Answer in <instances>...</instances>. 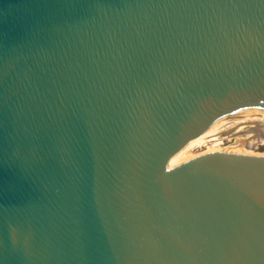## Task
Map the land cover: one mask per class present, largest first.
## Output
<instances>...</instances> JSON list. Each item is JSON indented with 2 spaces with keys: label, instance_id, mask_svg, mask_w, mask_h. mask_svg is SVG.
I'll use <instances>...</instances> for the list:
<instances>
[{
  "label": "water",
  "instance_id": "water-1",
  "mask_svg": "<svg viewBox=\"0 0 264 264\" xmlns=\"http://www.w3.org/2000/svg\"><path fill=\"white\" fill-rule=\"evenodd\" d=\"M264 0H0V264H264Z\"/></svg>",
  "mask_w": 264,
  "mask_h": 264
},
{
  "label": "rangeland",
  "instance_id": "rangeland-1",
  "mask_svg": "<svg viewBox=\"0 0 264 264\" xmlns=\"http://www.w3.org/2000/svg\"><path fill=\"white\" fill-rule=\"evenodd\" d=\"M248 133H250L249 137L253 138L254 140L250 145H247L249 147L246 146V148H249L248 149L249 151H264V129H262V127H244V128H238L236 130L229 129L227 131L217 134L216 135L217 139L215 140L210 139L202 147V149L199 152L211 150L212 148L213 149H224V150H235L234 142H235L236 137L238 136L246 137ZM218 138H221V139H218ZM217 140L219 141L217 142ZM235 151H240V150H235Z\"/></svg>",
  "mask_w": 264,
  "mask_h": 264
},
{
  "label": "bare ground",
  "instance_id": "bare-ground-1",
  "mask_svg": "<svg viewBox=\"0 0 264 264\" xmlns=\"http://www.w3.org/2000/svg\"><path fill=\"white\" fill-rule=\"evenodd\" d=\"M236 129H238V128H236ZM235 129V130H236ZM262 129H264V127H262ZM251 133V132H250ZM250 133H248L247 134V136L246 137H241V136H238V137H236V139H235V142H234V148H235V150H240V151H249L248 149L249 148H246V146L247 145H250L252 142H253V138H250L249 137V135H250ZM217 135V134H216ZM216 135L213 137V138H211V139H217V137H216ZM226 135V134H225ZM254 135H255V133H254ZM228 136V135H227ZM221 137V136H220ZM258 137V136H257ZM218 139H221V138H218ZM213 140V141H214ZM261 140H263V139H261ZM219 140H217V142H218ZM254 144V143H253ZM247 147H249V146H247ZM228 148V147H227ZM209 149V148H208ZM213 149V148H212Z\"/></svg>",
  "mask_w": 264,
  "mask_h": 264
}]
</instances>
